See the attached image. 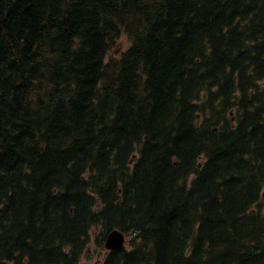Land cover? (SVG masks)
Here are the masks:
<instances>
[{"label": "trees", "instance_id": "16d2710c", "mask_svg": "<svg viewBox=\"0 0 264 264\" xmlns=\"http://www.w3.org/2000/svg\"><path fill=\"white\" fill-rule=\"evenodd\" d=\"M263 186L264 0H0V264H264Z\"/></svg>", "mask_w": 264, "mask_h": 264}, {"label": "rangeland", "instance_id": "374dc122", "mask_svg": "<svg viewBox=\"0 0 264 264\" xmlns=\"http://www.w3.org/2000/svg\"><path fill=\"white\" fill-rule=\"evenodd\" d=\"M130 44L129 38L121 34L120 37L117 39V41L114 43V45L111 47V49L108 52L109 56H115L121 54L122 51H124ZM260 208L264 212V186L260 191ZM95 231L91 232L90 241L87 244L85 250L83 251L79 264H99L106 248L103 246H99L94 238H95ZM127 241V237H125V242ZM105 243V241H104Z\"/></svg>", "mask_w": 264, "mask_h": 264}, {"label": "water", "instance_id": "95a60500", "mask_svg": "<svg viewBox=\"0 0 264 264\" xmlns=\"http://www.w3.org/2000/svg\"><path fill=\"white\" fill-rule=\"evenodd\" d=\"M214 130V128H213ZM125 235L117 229H112L105 237L104 247L110 250L117 247H123L125 242Z\"/></svg>", "mask_w": 264, "mask_h": 264}, {"label": "bare ground", "instance_id": "6f19581e", "mask_svg": "<svg viewBox=\"0 0 264 264\" xmlns=\"http://www.w3.org/2000/svg\"><path fill=\"white\" fill-rule=\"evenodd\" d=\"M108 233H109V231L107 232V234H108ZM107 234H106V235H107Z\"/></svg>", "mask_w": 264, "mask_h": 264}]
</instances>
